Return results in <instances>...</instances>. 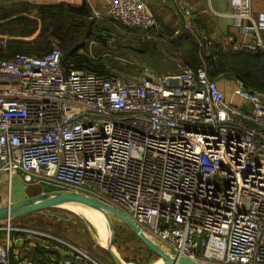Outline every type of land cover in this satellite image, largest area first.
I'll return each mask as SVG.
<instances>
[{
  "label": "built area",
  "instance_id": "obj_1",
  "mask_svg": "<svg viewBox=\"0 0 264 264\" xmlns=\"http://www.w3.org/2000/svg\"><path fill=\"white\" fill-rule=\"evenodd\" d=\"M179 9L191 28V9ZM107 13L162 32L146 0H108ZM243 16L255 39L233 49L264 50L257 23ZM61 58L59 47L0 57V175L8 185L21 174L107 198L177 256L264 264V90L238 79L228 96L203 65L105 74ZM26 232L19 246L7 228L0 264H99L74 241ZM41 242L62 254L36 260Z\"/></svg>",
  "mask_w": 264,
  "mask_h": 264
},
{
  "label": "rangeland",
  "instance_id": "obj_2",
  "mask_svg": "<svg viewBox=\"0 0 264 264\" xmlns=\"http://www.w3.org/2000/svg\"><path fill=\"white\" fill-rule=\"evenodd\" d=\"M146 1L150 3L148 0ZM17 9L20 8L17 7ZM29 12L34 11L29 10ZM93 18L95 23H100L104 28L102 29L104 41L91 38L89 40L90 51L95 56H100L101 59L104 58L103 61L106 62V67L113 70V72L137 75L144 67H149L160 74H170L178 73L183 66L191 64L187 60L188 54L184 51V46L180 47L177 40H172L176 36L169 38L157 37L150 31L127 26L111 16H96ZM2 24L0 21V27ZM11 37L12 35L9 33L0 32V44L2 46L0 49L5 48L3 44ZM197 40H199V47L204 48L207 54L210 53L200 36L199 38L197 36ZM219 41L217 46H219L220 53L216 55L221 56V59L225 63L228 62V64L226 63L227 71H221L215 76V79L219 81V84L229 96L231 88L226 89L223 86H233L238 79L242 80L236 74L239 68L235 65L240 60L238 59L235 62L233 54L225 42ZM50 47H59L64 51L57 39L52 40ZM31 186L34 187L32 190ZM7 187L6 183L0 186V207L28 204L41 196L48 197L54 193L72 191L71 196H74L83 205L95 210L102 217L107 242L120 253L128 264H160L172 252L171 247L166 242L148 232L147 229H144V231L141 228L145 234V238H142L133 229L132 225L125 220L127 218L124 215L129 217L128 214L114 206L107 198L81 191L80 193L88 196L92 195V197L99 200L96 203H87L78 195L76 189L72 190L67 186L54 183H45V185L27 184L17 177V182L15 181L13 184V190L17 191V194L9 199ZM27 188H30V190H27ZM11 189L12 182L10 183ZM106 204L119 211L111 210ZM0 227V233H4L3 239H6L7 228H11L12 232L22 235L21 237L31 235L26 232L27 230L45 231L76 242L82 248H85L99 264H119L109 250L103 246L99 235L94 232V227L85 216V213L75 206L67 205V203H57L28 212L16 213L12 217L0 220ZM167 264L176 263L169 262Z\"/></svg>",
  "mask_w": 264,
  "mask_h": 264
},
{
  "label": "trees",
  "instance_id": "obj_3",
  "mask_svg": "<svg viewBox=\"0 0 264 264\" xmlns=\"http://www.w3.org/2000/svg\"><path fill=\"white\" fill-rule=\"evenodd\" d=\"M19 7L20 9H17ZM34 11V12H29ZM93 11L87 2L82 4L56 3V4H31L23 3L19 6L0 8V21L3 23L0 32L9 33L4 49H0V57H10L17 52H27L43 55L50 50L52 40L60 42L62 51V65L69 67L73 64L77 68L86 69L105 74H121L113 72L106 67V62L100 56H95L90 51L91 38L104 41L102 26L95 23ZM185 19L180 21L179 31L175 32L162 26V32L155 34L157 37H174L180 47L188 54L187 60L193 66L204 65L210 78L214 79L221 71H227L228 62H224L219 54V46L210 43L207 54L204 48L199 47L200 33L196 28H186ZM170 30V31H169ZM171 39V38H170ZM0 47L1 44H0ZM84 50V51H82ZM233 59L239 63L237 75L247 87L258 90L264 89V50L250 52L246 50H233ZM211 54V55H210ZM217 56V57H216ZM105 57V56H103ZM234 64V63H233ZM0 241H4V233H0ZM41 249L40 254L46 255V249ZM37 254V253H36ZM38 254L37 256H39Z\"/></svg>",
  "mask_w": 264,
  "mask_h": 264
},
{
  "label": "crops",
  "instance_id": "obj_4",
  "mask_svg": "<svg viewBox=\"0 0 264 264\" xmlns=\"http://www.w3.org/2000/svg\"><path fill=\"white\" fill-rule=\"evenodd\" d=\"M150 3V11L159 19L161 25L167 27L175 32L179 31L180 21L182 22L184 15L179 9V3L187 5L191 9V20L194 28L201 34L199 35L202 41L203 34L208 37L210 43L218 44L219 40L225 42L229 49H233L234 42H242L244 40L252 41L255 39V35L247 31V26L250 24V20L243 16L245 10L249 11L253 19L258 25L259 32L264 41V0H148ZM72 3L82 4L87 2L93 11V16H110L107 13L108 0H0V8L9 6H19L23 3L31 4H56V3ZM98 14V15H97ZM185 19V18H184ZM185 25V21H184ZM192 26V27H193ZM186 27V26H185ZM187 28V27H186ZM169 30V31H170ZM234 50V49H233ZM204 66V65H203ZM221 85V84H220ZM222 87V86H221ZM226 89L232 88L231 86H223ZM231 94V93H230ZM228 95V94H227ZM230 96V95H229ZM17 177L22 179L21 174L12 177V189L10 190V184L8 185L7 178L4 175H0V186L6 183L8 185L9 199L13 195L17 194L13 190V184ZM24 183L29 184V182ZM34 185H45V183H30ZM38 187V186H36ZM34 187L31 186V190ZM30 190V188H27ZM14 237H19L18 245L23 246L25 240L22 235L13 232ZM6 240V239H5ZM38 247H43L47 250L46 255L40 254ZM45 243H35L31 256L33 258L42 259L48 257L51 254L61 255L60 249H56L54 246L46 247ZM37 253V254H36ZM40 254L39 256H37Z\"/></svg>",
  "mask_w": 264,
  "mask_h": 264
},
{
  "label": "water",
  "instance_id": "obj_5",
  "mask_svg": "<svg viewBox=\"0 0 264 264\" xmlns=\"http://www.w3.org/2000/svg\"><path fill=\"white\" fill-rule=\"evenodd\" d=\"M77 193L87 203L88 202L89 203H96V202L99 201L95 197L88 196V195H85V194L80 193V192H77ZM70 194H72V191L58 192V193L51 194L48 197L41 196V197L35 199L34 201H32L31 203H28V204L8 205V206L0 207V220L5 219L7 217H12L14 214L19 213V212H28V211H31V210H35V209H39V208L45 207V206L53 205L54 201L57 198H62V197H65V196H71ZM72 200H75V199H72ZM106 205H108V204H106ZM108 206L113 211H119L116 208H114L113 206H110V205H108ZM118 213H120V212H118ZM124 216L127 218L125 220H127L132 225L133 229L142 238H145L144 231L136 224V222L133 219L127 217L126 215H124ZM103 246L109 250V252L112 254V256L114 257L116 262H118L119 264H128V262L120 255V253L115 248L112 247L111 244L108 243L107 245H103ZM171 256H172V258H170L168 263L169 262L170 263L175 262L176 264L177 263H183V264H205L203 262L188 258L186 256H177V255H171Z\"/></svg>",
  "mask_w": 264,
  "mask_h": 264
},
{
  "label": "bare ground",
  "instance_id": "obj_6",
  "mask_svg": "<svg viewBox=\"0 0 264 264\" xmlns=\"http://www.w3.org/2000/svg\"><path fill=\"white\" fill-rule=\"evenodd\" d=\"M72 199H75V200H72ZM57 203H67V205L75 206L79 210L83 211V213H85V216L87 217V219L93 225L94 232L99 235L101 243L103 245H107L108 244L107 238H106V235H105V225L103 223V219L95 210H93L92 208H90L88 206L83 205L74 196H71V197L70 196H65V197H62V198H57L54 201L53 204H57ZM171 251H173V250L171 249ZM171 255H174V253L171 252L170 255H167L166 259L163 260L162 262H160V264H167L168 261L170 260V258H172Z\"/></svg>",
  "mask_w": 264,
  "mask_h": 264
}]
</instances>
